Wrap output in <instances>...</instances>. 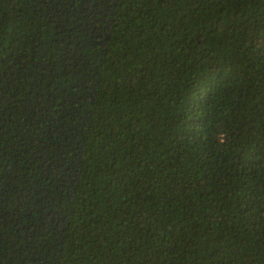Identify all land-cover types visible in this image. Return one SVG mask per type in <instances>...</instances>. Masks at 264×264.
I'll use <instances>...</instances> for the list:
<instances>
[{"label": "trees", "instance_id": "trees-1", "mask_svg": "<svg viewBox=\"0 0 264 264\" xmlns=\"http://www.w3.org/2000/svg\"><path fill=\"white\" fill-rule=\"evenodd\" d=\"M0 264H264V0H0Z\"/></svg>", "mask_w": 264, "mask_h": 264}]
</instances>
